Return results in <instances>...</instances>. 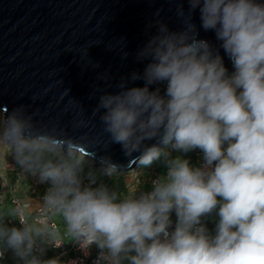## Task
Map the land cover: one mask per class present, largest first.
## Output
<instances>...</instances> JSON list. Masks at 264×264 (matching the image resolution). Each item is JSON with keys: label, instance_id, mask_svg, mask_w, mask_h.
<instances>
[{"label": "clouds", "instance_id": "9594fccd", "mask_svg": "<svg viewBox=\"0 0 264 264\" xmlns=\"http://www.w3.org/2000/svg\"><path fill=\"white\" fill-rule=\"evenodd\" d=\"M187 3V11L176 9L181 30L155 22L136 54L147 61L142 73L92 97L101 93L92 116L108 146L120 145L138 167L164 169L150 190L121 196L110 188L104 178L120 165L105 155L96 167L90 150L100 145L88 136L40 125L24 105L0 111V147L11 150L21 173L47 186L45 211L62 216L84 256L97 250L93 264H264V2ZM197 10L200 28L214 32L219 47L199 38ZM137 81L143 86H130ZM197 149L202 162L192 166L184 157ZM21 215V208L0 212V261L11 253L17 264H62L43 258L52 246L48 225Z\"/></svg>", "mask_w": 264, "mask_h": 264}, {"label": "water", "instance_id": "95a60500", "mask_svg": "<svg viewBox=\"0 0 264 264\" xmlns=\"http://www.w3.org/2000/svg\"><path fill=\"white\" fill-rule=\"evenodd\" d=\"M181 4L187 11V0H0V111L24 105L40 125L97 141L100 147L90 150L95 166L107 155L126 170L135 163L120 145L108 146L92 116L101 93H93H115L122 77L143 72L147 61H137L138 50L156 33L157 20L182 29ZM192 19L199 38L219 47L214 32L200 28L198 10ZM220 55L231 74L223 49ZM81 119L87 126L75 127Z\"/></svg>", "mask_w": 264, "mask_h": 264}, {"label": "built area", "instance_id": "2783aa9c", "mask_svg": "<svg viewBox=\"0 0 264 264\" xmlns=\"http://www.w3.org/2000/svg\"><path fill=\"white\" fill-rule=\"evenodd\" d=\"M203 153L197 149L188 153L184 158L189 159L192 166H199L202 162ZM164 169L154 168L144 172V174H128L132 181L128 185H123L119 193L121 196H127L147 191L151 188V182L158 175L163 174ZM118 174H127L121 171ZM146 176L147 183H143ZM0 177L4 180L0 181V211H9L14 208H21L22 215L18 219H27L29 222L37 224H47L51 234L52 246L46 251L44 259L59 257L62 264H68L70 261H77V264H93L97 250L93 249L90 256H84L75 245L70 237L65 235V224L60 215L50 216L44 208L43 195L46 191V185L37 184V182L29 175L21 173L18 166L14 165L12 159L9 158V164L6 169L0 168ZM172 220L175 221V214H172ZM9 226L20 227L18 221H13ZM214 222L209 220L207 227L209 230L214 229ZM0 264H17L9 253Z\"/></svg>", "mask_w": 264, "mask_h": 264}, {"label": "rangeland", "instance_id": "374dc122", "mask_svg": "<svg viewBox=\"0 0 264 264\" xmlns=\"http://www.w3.org/2000/svg\"><path fill=\"white\" fill-rule=\"evenodd\" d=\"M0 157H1L0 168L6 169V164L8 166L9 158L11 157V150L5 147L4 152L0 155ZM96 167H98V166H96ZM154 168L159 169L161 167L158 164H153L150 168H143V167L136 166L134 168L135 171H133V172L129 171V172H127V174H115L112 177H106V178H104V182L106 184H108V186L110 188L119 192L120 188H122L123 185H128L131 183L133 177L130 178V176L128 174H144L145 171L150 170V169H154ZM140 177L143 178L144 184L147 183L146 176L140 175ZM0 212H4V211H0Z\"/></svg>", "mask_w": 264, "mask_h": 264}, {"label": "bare ground", "instance_id": "6f19581e", "mask_svg": "<svg viewBox=\"0 0 264 264\" xmlns=\"http://www.w3.org/2000/svg\"><path fill=\"white\" fill-rule=\"evenodd\" d=\"M233 71H234V70H233ZM233 71H232V72H233ZM232 72H231V73H232ZM2 119H3V116L0 115V120H2ZM4 148H5V147H0V155L4 152ZM0 159H1V157H0ZM0 162H1V160H0ZM136 166H137L136 164H134V165H132V166H129V167L126 169L125 172L127 173V172H129V171H132V172L135 171L134 168H135ZM121 171H122V170H121ZM1 180H4V177H2V178L0 177V181H1Z\"/></svg>", "mask_w": 264, "mask_h": 264}, {"label": "crops", "instance_id": "0c3cea01", "mask_svg": "<svg viewBox=\"0 0 264 264\" xmlns=\"http://www.w3.org/2000/svg\"><path fill=\"white\" fill-rule=\"evenodd\" d=\"M10 160H11V157H10Z\"/></svg>", "mask_w": 264, "mask_h": 264}]
</instances>
